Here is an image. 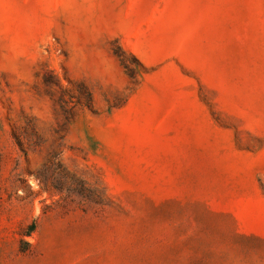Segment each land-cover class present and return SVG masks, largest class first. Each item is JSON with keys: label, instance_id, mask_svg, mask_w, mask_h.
I'll return each mask as SVG.
<instances>
[{"label": "rangeland", "instance_id": "rangeland-1", "mask_svg": "<svg viewBox=\"0 0 264 264\" xmlns=\"http://www.w3.org/2000/svg\"><path fill=\"white\" fill-rule=\"evenodd\" d=\"M0 264H264V0H0Z\"/></svg>", "mask_w": 264, "mask_h": 264}, {"label": "trees", "instance_id": "trees-1", "mask_svg": "<svg viewBox=\"0 0 264 264\" xmlns=\"http://www.w3.org/2000/svg\"><path fill=\"white\" fill-rule=\"evenodd\" d=\"M46 86H48L49 88L54 87V85H57L60 87L61 90L64 91V88L62 87V84L59 80V77L57 75H52V78H45L44 80ZM79 85L81 86V92L85 94L86 97V101L83 103V106H86L89 109H94V101H93V95L91 90L89 89V87L84 83V82H80ZM59 101L62 105V107H64V103L66 102V97L65 95L62 94V96H60ZM71 121V120H70ZM30 127L32 128V132L31 133H19L17 130L14 131V137L16 139L17 144L21 147V149L28 154V151L31 147L33 146H37L40 144V140L38 139V132L37 129L32 125H30ZM18 128V127H17ZM28 127H26L27 129ZM38 137V138H37ZM26 140L28 142H26ZM26 143H28V145L30 146H26ZM41 182L44 183L45 186H47V180L46 178H44V176H41Z\"/></svg>", "mask_w": 264, "mask_h": 264}]
</instances>
